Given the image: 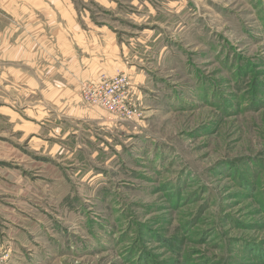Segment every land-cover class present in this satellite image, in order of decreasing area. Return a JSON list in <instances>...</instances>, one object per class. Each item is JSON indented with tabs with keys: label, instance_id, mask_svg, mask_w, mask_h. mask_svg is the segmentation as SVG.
Returning a JSON list of instances; mask_svg holds the SVG:
<instances>
[{
	"label": "rangeland",
	"instance_id": "rangeland-1",
	"mask_svg": "<svg viewBox=\"0 0 264 264\" xmlns=\"http://www.w3.org/2000/svg\"><path fill=\"white\" fill-rule=\"evenodd\" d=\"M117 74L141 116L86 101ZM31 126L50 161L22 149ZM4 158L0 264H264V0H0Z\"/></svg>",
	"mask_w": 264,
	"mask_h": 264
},
{
	"label": "crops",
	"instance_id": "crops-1",
	"mask_svg": "<svg viewBox=\"0 0 264 264\" xmlns=\"http://www.w3.org/2000/svg\"><path fill=\"white\" fill-rule=\"evenodd\" d=\"M75 11L79 12L78 10L74 9ZM30 12V14L34 17L33 21L36 22L37 24H40V26H44L45 24L48 25V23L45 20V17H47L48 15H53L55 17H69L68 19H65L64 23L62 21H59V19H57V25L59 26L60 30H63V32H66V34H68V31H72L73 34H71L75 40L72 41V43L77 44L80 48L79 49H84L83 45L85 47L88 48H92V49H96L99 47L98 45V34L96 30H92L90 28H88L87 26L89 24H87V22H84L83 20H77L76 18L79 17L80 15H76V16H72V12L71 11H67L64 8H61V6L59 5V8L56 11V14H53L52 12H46V9H44V7H42V4L39 5L38 8H36V10L34 12H32V10H28ZM85 11H87V16L88 17H95L94 14L91 15V13H94L92 11H89L88 9H86ZM68 15V16H67ZM85 17V16H83ZM36 18V20H34ZM63 20V19H62ZM82 22V23H81ZM73 24V25H71ZM87 25V26H86ZM103 28H99V30L102 31ZM93 36L92 39L90 36ZM83 39V40H81ZM67 44L63 45V48H57L60 51H65ZM103 48H106L105 46H103ZM73 54V52L69 53L68 55ZM97 56V60L102 62V65H104V61H106L104 59L105 56H102L100 54H95ZM63 58L65 59L66 64H78L73 60H69L68 56L66 54H62ZM74 65V66H75ZM91 72H95V69H92ZM74 76V75H73ZM78 78H75V76L72 78V80H75ZM75 87V85H74ZM84 109V108H82ZM44 125L43 122L37 123L36 128H42ZM30 128V135L31 138L28 140V142H24V144L21 145L22 149L24 151H26L29 155V158H31L32 160H46V161H50V157L49 156H45V152H40V149L38 148H34L33 144H34V140L32 138L35 137L34 132L32 131V126L29 127ZM40 138V137H39ZM41 139V138H40ZM8 142H12L9 141ZM16 144V145H20V142H12V144ZM44 143V142H43ZM36 144V142H35ZM38 146L43 147L44 144H40V142H37ZM29 146V147H28ZM34 149V150H33ZM4 161V162H3ZM7 161H12L10 158H4L3 160H0V170L2 169V166ZM2 162V163H1ZM38 162V161H37ZM5 166V165H4ZM1 172V171H0ZM25 176L28 177V172L25 174ZM2 187V186H1ZM2 192V190H1ZM2 193H5V191H3ZM4 199V198H3ZM2 199V200H3ZM37 206V204H35L33 206V210H39V213L41 214L43 212V208L40 207H35ZM15 210V207L12 206L11 204V199L10 198H6L3 201H0V235H1V239H2V244H3V249L7 250L9 247V245H11V239L12 236L15 234L14 232V227L13 225L16 224V217L13 215V212Z\"/></svg>",
	"mask_w": 264,
	"mask_h": 264
},
{
	"label": "built area",
	"instance_id": "built-area-1",
	"mask_svg": "<svg viewBox=\"0 0 264 264\" xmlns=\"http://www.w3.org/2000/svg\"><path fill=\"white\" fill-rule=\"evenodd\" d=\"M122 74L106 76L95 86L84 90L86 101L90 104L103 107L112 114L123 117L141 116L142 112L129 99L130 79ZM1 248V237H0ZM9 256V252L0 255V261Z\"/></svg>",
	"mask_w": 264,
	"mask_h": 264
}]
</instances>
